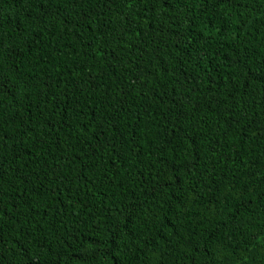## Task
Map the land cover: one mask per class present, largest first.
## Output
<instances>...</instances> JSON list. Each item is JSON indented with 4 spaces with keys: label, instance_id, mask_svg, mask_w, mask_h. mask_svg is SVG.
<instances>
[{
    "label": "trees",
    "instance_id": "obj_1",
    "mask_svg": "<svg viewBox=\"0 0 264 264\" xmlns=\"http://www.w3.org/2000/svg\"><path fill=\"white\" fill-rule=\"evenodd\" d=\"M0 264H264V0H0Z\"/></svg>",
    "mask_w": 264,
    "mask_h": 264
}]
</instances>
